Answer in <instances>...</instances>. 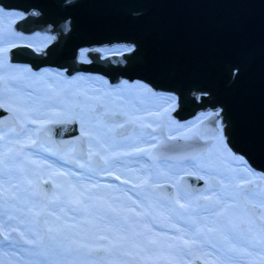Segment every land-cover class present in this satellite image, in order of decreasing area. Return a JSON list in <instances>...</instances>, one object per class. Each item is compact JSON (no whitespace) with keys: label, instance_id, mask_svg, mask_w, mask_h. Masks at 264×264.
Masks as SVG:
<instances>
[{"label":"water","instance_id":"water-1","mask_svg":"<svg viewBox=\"0 0 264 264\" xmlns=\"http://www.w3.org/2000/svg\"><path fill=\"white\" fill-rule=\"evenodd\" d=\"M0 6L28 14L15 24L17 31L36 34L50 29L57 34L42 52L14 46L9 52L12 64H29L35 71L68 69V76L101 74L111 84L143 81L156 92L177 95L171 118L178 122L220 110L201 127L211 136L222 131L234 153L264 172V0H0ZM117 44L133 49L121 58L103 59L99 52H90L91 63L79 60L82 48ZM169 119L153 129L161 138L150 152V162H184L208 153L213 138L169 137ZM11 126L20 128L13 112L0 105V132ZM39 137L59 150L74 144L77 155L88 158L87 139L75 119L50 122ZM93 161L102 165L98 155ZM211 182L218 185L213 178ZM181 185L197 194L207 183L183 175ZM153 188L164 199L175 194L168 183ZM37 189L46 199L52 184L40 182ZM247 209L254 216L259 213L258 207ZM191 264L203 262L195 258Z\"/></svg>","mask_w":264,"mask_h":264},{"label":"rangeland","instance_id":"rangeland-1","mask_svg":"<svg viewBox=\"0 0 264 264\" xmlns=\"http://www.w3.org/2000/svg\"><path fill=\"white\" fill-rule=\"evenodd\" d=\"M17 21L18 18L14 13L6 14L0 10V105L12 111L18 124L23 125L22 131L18 132L14 129L15 126H11L1 131L0 134L2 137L0 139L1 154L5 161L11 158L10 163L6 162L2 170L0 185H3L6 190H10L11 180L7 182L5 179L11 175H14L19 182H24L23 187L20 186L12 190V197L21 190L31 191L33 189L32 181L38 177L37 166L39 165L32 163V158L29 157L30 152L27 149L29 145L33 144L36 131L49 122L66 118L75 119L79 124L81 135L87 139L89 158L82 160L84 170L100 175L107 173L105 171L114 164L123 165L124 161L126 162L124 168L126 171L123 173V177L130 182L132 189L146 196L149 206L143 210L147 217H151L160 231L164 230L166 225L164 217L167 215L184 223H188L194 218L201 226L204 224L206 226L205 229L201 228L204 235L194 239L195 243L191 242L190 246L184 244L186 239L163 240L155 236L156 239L153 237L152 239L156 242L159 241V244H156L155 251H148L144 247L143 241L145 236L151 238L149 228L146 226L139 229L134 228L130 220L127 219L124 223V220L121 219L120 224L128 228V235L132 236L135 241L133 245L138 243L137 246L143 248L142 253H135L132 249L133 255H131L130 245L126 246L121 252L128 253L127 261L129 260L131 263L132 260L135 264H190L199 257L203 263L207 264L206 261L210 258L203 254L202 250L207 240L217 253L230 254V259L234 258L236 251L243 255L241 253L243 247L251 244L252 247L249 248L251 255H247V257L251 261L257 259L256 264H264V254H262L264 245L258 243L264 239V226L257 220L260 219L264 223V175L257 177L252 175L251 170L245 166L244 158L228 147L222 131L217 135L220 136L222 150L214 159L210 158L207 153L188 162L159 160L152 164L148 163L149 167L143 165L141 172L132 169L139 161H148L153 146L161 138L159 134L153 132V129L160 124L162 119L170 118L167 125L169 137H189L197 129L202 128L201 123L212 114V111L199 114L186 122H178L171 118V114L177 108V98L175 101H169L167 97H159L161 94L155 91L149 93L147 89L129 84L112 87L109 83L110 85L108 84L105 89L98 90V94L102 97L97 99L90 92L84 91L91 84L84 79H67L63 74L52 73L48 70L35 71L30 67L12 64L9 52L14 46L26 45L42 52L50 43L44 37L17 31L14 28ZM98 47L103 59L114 56L121 58L123 53L132 50V46L127 44ZM95 81L101 82V79L96 78ZM148 127L152 130L148 131ZM65 155L71 156V150H67ZM95 155L105 160L104 166H95L91 162ZM188 165L204 172L206 177L202 179L207 183L206 188L219 192V194L217 193L213 195V199L205 201L204 190L206 188L197 194L189 193L181 185L183 175H195L187 168ZM27 166H30L31 169L28 170ZM212 178L218 182L217 186L211 182ZM59 180L60 183L56 184L57 188L68 191L69 188L62 186V179ZM145 181L152 182L153 186H145ZM259 181L261 184L258 183ZM165 183L171 184L176 193L174 198H169L166 206L168 211L162 210L161 196L153 188L158 184ZM250 185H252V189L248 190ZM104 193L106 200H102L99 206L101 208L109 206L108 208L116 210L111 196L106 195L107 190ZM9 195L6 194V196ZM215 200L218 202L215 203ZM180 204H183L184 208H181ZM248 205L259 208L257 216L247 209ZM201 206H206L204 211L208 206L212 207L205 213L204 211L200 212ZM213 209H219L220 215H213ZM200 214L202 220L205 217V221H200ZM1 223L5 232L12 229L8 223L4 221ZM225 223L232 225L229 235H236V231L248 232L252 230L246 239L249 243H243L238 236H234L233 242H225L220 234ZM209 227L214 231L208 232L207 228ZM134 233L143 235L136 236ZM253 236H255L254 241H252ZM6 238V241L12 240L8 237V233H6ZM164 242L168 243L165 246L166 249L160 247ZM228 243L231 246H233L232 243H236L234 251L228 250ZM253 245L255 246L253 247ZM1 248L0 246V264H28L23 259L17 260L11 255L3 253ZM183 253L185 258L189 259L188 261H183L185 260ZM113 254L116 255L117 252ZM108 255L106 253L105 256ZM111 257L112 254L108 256V261L106 260L102 264H112L110 263ZM117 257L119 258L120 255L117 254ZM144 257L147 259H141ZM222 261H226L225 257L222 258ZM68 264L71 263L68 262Z\"/></svg>","mask_w":264,"mask_h":264},{"label":"bare ground","instance_id":"bare-ground-1","mask_svg":"<svg viewBox=\"0 0 264 264\" xmlns=\"http://www.w3.org/2000/svg\"><path fill=\"white\" fill-rule=\"evenodd\" d=\"M0 10L5 12L6 14H15V16L20 20L21 17L27 16L25 12H21L19 10H13V9H6L2 6H0ZM34 36H40L46 38L49 42L54 41V39L57 38V34L54 33L52 35V31L49 29L48 31H36L35 33H32ZM100 48L98 46L93 47H87L80 49V55L79 59L83 62H90L91 58L89 57L90 52H99ZM21 67H30L29 64H17ZM40 70H48L52 73L64 75L67 79H84L87 82H90L91 84L87 86L84 91L90 92V94L93 97H97L99 99L102 97L100 94H98L99 89H105L106 86L110 83L108 82L107 78L101 74H90V73H77L73 76H69L66 73V69H60L58 67H43ZM39 70V71H40ZM100 78L101 82H96L95 79ZM93 82V83H92ZM111 84V83H110ZM109 84V85H110ZM124 84L134 85L139 88L147 89L149 93L152 91L150 86L143 82V81H133L128 82V80L123 79L120 84H111L112 87H119ZM161 96L159 97H167L168 100H176L175 94L171 93H164L160 92ZM168 130V128H167ZM199 136L201 140H208L210 138L214 139V145L210 148L208 151V155L210 158L214 159L218 156V154L222 150V145L220 143V136L217 135H209L206 130L202 127L200 129H197L194 133ZM244 158V157H242ZM34 161H39L41 164H36L41 167V173L39 174L41 177L45 176H51L50 181L58 184L60 183L59 179L60 177L66 176V180H62L61 184L64 188H73L75 190L76 197L80 198L81 201L84 203H81L78 208H73L69 204H67L64 200V193H59L55 191L50 200L47 203V219H46V231L50 234H48V240L45 245L41 248L38 244V240L36 238L37 231L34 229V225L32 222L29 221V218H25L23 214L16 213L17 217L13 220H15V224L12 228V230L18 234L24 240L22 242V245L8 241L3 242L1 250L3 253H7L12 256V258L17 260H24L28 264H68L70 262L71 264H102L106 260L108 261V256H103L102 258L95 257V256H88L86 254H83V252H70V248H74L76 246H67V243H73V241H78L82 238H87L89 241H96V238L99 235H107L110 233L115 232L120 227H125V225H121L120 223L122 220H130L131 225L134 228H142L143 226H146L149 228V235L151 238L156 239L155 236L158 239H175L179 240L180 238L186 239L189 243L187 245L190 246V243L192 240L200 237L199 234H196L192 231H186L185 225H192L195 224L202 229H205L206 226H201L197 219H191L190 222L184 223L181 222L175 218H172L170 215H167L164 217V223L166 224L164 226V230L160 231L157 225L154 223V221L151 220V217L146 216V212L143 210L145 207L149 206V202L147 201L146 196H144L141 192H138L130 187V182L123 177V173H125L126 169L125 164L126 162H122L123 165L120 164H114L111 167H109L105 172L104 175H96L95 173L87 172L85 170L84 172H81L80 167H78V164L76 166H71L62 160H57L53 157L48 156H36L34 157ZM190 160H186L184 162H188ZM245 166L251 170L252 175L254 177H257L258 175H264L263 171L254 169L249 165L247 160L244 158ZM35 163V162H34ZM84 165V164H83ZM143 165L145 167H149V164L147 160L139 161L132 169L137 170L141 172ZM187 168L196 176L199 178H205L206 174L194 166L188 165ZM131 171V170H129ZM106 174L113 176L114 178H108ZM141 174V173H139ZM11 188L10 190H14L13 185H18L19 187V181L17 178H13L10 181ZM169 184V183H168ZM107 190L106 195H110L111 199L113 200V206L116 208L110 209L108 207L101 208L99 206V203L102 200H106L104 196V192ZM219 194V192H214L210 190L208 187L204 190V199L205 201H208L210 199H213V195ZM176 195V193H175ZM88 197H91V200L88 199ZM175 197V196H174ZM173 197V198H174ZM180 197V195H179ZM178 198V196H177ZM159 199V198H158ZM161 199V208L162 210L168 211L166 209V206L168 205L169 199H164L160 197ZM178 200V199H177ZM256 200V198H255ZM215 203L218 201L215 200ZM224 203L223 201H221ZM98 203V205H97ZM131 206V207H129ZM35 207V206H34ZM99 207L101 209H104V219L101 220L98 215H96V208ZM129 207V208H128ZM212 207V206H211ZM210 206L207 207V209L211 208ZM106 208V209H105ZM206 208V206H201L200 212L204 211L203 209ZM33 211V210H32ZM31 211V212H32ZM205 212V211H204ZM201 214L199 215L200 221ZM146 217V219H145ZM205 217L202 221H205ZM258 221H261L260 219H257ZM87 221V223H85ZM51 229V231H49ZM71 231L75 233V236L73 238L68 239L67 241L60 242V239L68 233V231ZM245 230V229H244ZM65 231V232H64ZM64 232V233H62ZM251 231H236V235H229L228 242H233L234 236H238L240 239H242L243 243L248 244L249 242L246 241L247 237ZM70 237V236H68ZM252 241L255 240V236ZM235 242V241H234ZM99 243H105L104 241H99ZM206 245L203 247V254L208 255L210 258L209 264H256L257 259L255 261L249 260L247 255H249V248L252 247L250 244L249 246L245 245L243 247V251L240 252L236 251L234 258L230 259V254L226 253V255H221L220 253H217L215 248L212 246L210 242L207 240L205 241ZM138 243L135 245H130L129 250L132 249L134 252L142 253L143 248L141 249ZM156 244H159V241H157ZM168 243L164 242L161 244V248L163 249L165 246H167ZM232 248L234 249L236 247V243H232ZM188 246V247H189ZM166 249V247L164 248ZM125 251H117V254L120 255V257H117V254H112L111 262L114 264H135L134 261L128 260L127 261V254H124ZM48 254V256H46ZM85 255V256H84ZM106 255V254H105ZM131 255H133V251H131ZM183 261H188L189 259L185 258L186 256L183 253ZM233 256V255H232ZM225 257L226 261H222V258ZM199 259V257H197ZM263 258V256H262ZM42 259V260H41ZM59 259V260H58ZM141 259H147L146 257ZM229 259V260H228ZM228 260V261H227ZM201 261V259H200ZM117 262V263H116ZM203 262V261H201Z\"/></svg>","mask_w":264,"mask_h":264},{"label":"flooded vegetation","instance_id":"flooded-vegetation-1","mask_svg":"<svg viewBox=\"0 0 264 264\" xmlns=\"http://www.w3.org/2000/svg\"><path fill=\"white\" fill-rule=\"evenodd\" d=\"M62 120H66L67 122H70L73 119H67L66 118V119H62ZM43 127L36 131V136H35V140H34L33 144H31V145H29V147H27L28 152H30L29 157L32 158V161H33L32 163L35 162L34 164H41L39 161H37V162L34 161V157H36V156H48V157H53L57 160H62L63 162H65L71 166H76L78 164V167H80L81 172H84L85 170H84L83 162H82V160L84 158L77 155L76 145L72 144V145L66 147L64 150H59L57 148L52 147L50 144L40 140L39 133L43 129ZM14 129L18 132L22 131L23 125H20L19 129L15 126ZM0 134H1V132H0ZM47 135L49 136V133H47ZM0 137H1V135H0ZM17 146L18 145H16V147ZM67 150H71V152H72L71 156L65 155V152ZM0 154H1V151H0ZM88 158H89V155H88ZM93 158L94 157H92L91 162L93 164H95V166H104L105 165L104 159L101 158L102 165H97L93 161ZM9 160H11V159L8 158V160L6 162L10 163ZM27 168H28V170L31 169L30 166L29 167L27 166ZM37 168L39 169L38 170V177L33 179V181H32L33 189L31 191L21 190L19 193H16V196L12 197L11 196L12 190H6L3 185L2 186L0 185V192H2V195H0V234H1V238H0V244L1 245L0 246L1 247H2L3 242L4 243L8 242V241H6V239H7L6 233H8V237L11 238L13 240V242L18 243L20 245H22V242H24V240H22V238L20 236H18V234L16 235V233L12 229H9L10 231H8V232H5L4 228L2 227V223H1V221H4L5 223H8L9 225H11V228H13L14 224L16 223L15 220H13V219H15L17 217V215H16L17 212H18V214H23L25 218H29V221L32 222V224L34 225V229L37 231L36 238L38 240L39 246L42 248L43 245L46 244L48 237H49L48 236L49 233L46 231V224H45L47 216H48L46 205H47L48 201L50 200L52 194L55 191L62 193V194L64 193L65 195L63 197V200L67 204L72 206L73 208H78L81 204V199L76 197L75 190L72 187L71 188L69 187L68 191L59 190L57 188L56 183L50 181L51 176L41 177L39 175L41 173V167L37 166ZM100 175H104V174L102 173ZM11 176H10L11 178L6 177L5 181L8 182L9 180L16 178L14 175H11ZM106 176H108V178H114L113 177L114 175L111 176V175L106 174ZM60 179L66 180V176H64L63 178L60 177ZM47 181H49L52 184V190L47 195L46 199H44L42 197V195L39 194L40 190L37 189V186L40 182H47ZM19 183H20L19 187L24 186V182H19ZM151 183L152 182H150V181H145V186L152 187L153 185ZM6 194L7 195L10 194V195L6 196ZM64 232H62V233H64ZM68 236H70V237H68ZM73 236H75V233H73L69 230L68 233L65 234L62 237V239H60V242L67 241L70 238L72 239ZM67 246H76V245L73 243H67ZM206 262H207V264L210 263V261H206ZM203 264H205V262Z\"/></svg>","mask_w":264,"mask_h":264},{"label":"snow or ice","instance_id":"snow-or-ice-1","mask_svg":"<svg viewBox=\"0 0 264 264\" xmlns=\"http://www.w3.org/2000/svg\"><path fill=\"white\" fill-rule=\"evenodd\" d=\"M0 139H2V137H0ZM11 159V158H9ZM6 161L3 158V154H0V175H2V170L5 167ZM18 185H13V188H17ZM0 195H2V192H0ZM89 200H91V197H88ZM81 203H84L83 201H81ZM181 208H184L183 204H180ZM208 212V209H205V213ZM212 214L219 216L220 215V210L219 209H213L212 210ZM96 215H98L100 217L101 220L104 219V210L97 207L96 208ZM85 223H87V221H85ZM185 230L186 231H192L196 234L199 235H204V233H202L200 231V228L195 225H185ZM232 230V225L230 223H225L222 227V229L220 230V234L223 237L224 241L227 242L229 240V233ZM49 231H51V229H49ZM208 232H212L214 231L213 228L209 227L207 228ZM134 235L136 236H140L143 235L141 233H134ZM99 241H104L105 243H99ZM135 241L133 240V237L128 235V228L125 227H120L118 228L115 232L107 234V235H99L96 238V241H89L86 237L82 238L78 241H73V244L76 245V247L74 248H70L69 251L72 252H83L88 256H92L94 254L97 253H107L109 255L117 252V251H122L126 248V246H129L131 244H134ZM156 241L153 240L152 238L145 236L144 237V241H143V245L144 247L147 248L148 251H155L156 250ZM189 242L188 241H184V244L187 245ZM192 243H195V240L192 241ZM259 244L264 245V239L258 241ZM255 245H253L254 247ZM227 248L229 251H234L235 249L232 248L231 244L228 243L227 244ZM124 254H128L127 252H124ZM249 255H251V252L248 253ZM264 254V253H262Z\"/></svg>","mask_w":264,"mask_h":264}]
</instances>
